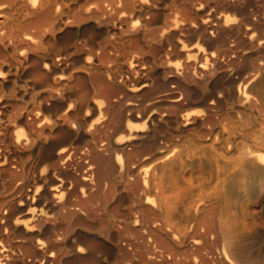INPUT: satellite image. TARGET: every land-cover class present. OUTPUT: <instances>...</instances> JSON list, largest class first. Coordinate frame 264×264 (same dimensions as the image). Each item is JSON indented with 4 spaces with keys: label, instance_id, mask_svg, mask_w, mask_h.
<instances>
[{
    "label": "bare ground",
    "instance_id": "bare-ground-1",
    "mask_svg": "<svg viewBox=\"0 0 264 264\" xmlns=\"http://www.w3.org/2000/svg\"><path fill=\"white\" fill-rule=\"evenodd\" d=\"M263 74L264 0H0V264H257L151 181L194 139L264 211Z\"/></svg>",
    "mask_w": 264,
    "mask_h": 264
},
{
    "label": "rangeland",
    "instance_id": "rangeland-1",
    "mask_svg": "<svg viewBox=\"0 0 264 264\" xmlns=\"http://www.w3.org/2000/svg\"><path fill=\"white\" fill-rule=\"evenodd\" d=\"M254 94L259 99L264 98V74ZM200 108L202 106L199 104L188 103L185 110ZM223 126L224 131L219 137L221 141H224L231 132L229 123H224ZM161 163L154 174L156 178L153 175L156 180L152 177L151 188L154 193L162 194L163 201H169L173 207L171 216L174 225L182 228L181 225L184 224V227L194 215V208L202 200L219 197L224 219L232 226L254 233L244 247L247 257L257 264H264V234H256V229L264 228L261 198L252 197L247 193L241 169L229 156H220L208 145H198L194 139H186L174 161L167 162L166 165ZM171 201L173 203H170Z\"/></svg>",
    "mask_w": 264,
    "mask_h": 264
}]
</instances>
